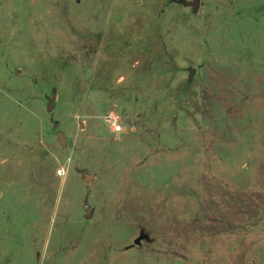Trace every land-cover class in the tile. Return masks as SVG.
<instances>
[{
  "label": "rangeland",
  "instance_id": "1",
  "mask_svg": "<svg viewBox=\"0 0 264 264\" xmlns=\"http://www.w3.org/2000/svg\"><path fill=\"white\" fill-rule=\"evenodd\" d=\"M0 264H264V0H0Z\"/></svg>",
  "mask_w": 264,
  "mask_h": 264
},
{
  "label": "water",
  "instance_id": "2",
  "mask_svg": "<svg viewBox=\"0 0 264 264\" xmlns=\"http://www.w3.org/2000/svg\"><path fill=\"white\" fill-rule=\"evenodd\" d=\"M181 2L183 3V5L191 7L193 9L194 12L197 11L200 0H189V1H184L181 0ZM54 97H52V102H53ZM52 106V103L48 106L50 109V107ZM89 176H87L86 180L88 179ZM83 211L85 212L84 214V219H89L92 216V209L90 208V206L88 204H84L83 206ZM142 239V235H139L136 239H134V244H138L139 241Z\"/></svg>",
  "mask_w": 264,
  "mask_h": 264
},
{
  "label": "built area",
  "instance_id": "3",
  "mask_svg": "<svg viewBox=\"0 0 264 264\" xmlns=\"http://www.w3.org/2000/svg\"><path fill=\"white\" fill-rule=\"evenodd\" d=\"M106 123L112 132L121 131V125H120L118 116L114 114L113 112L108 113L106 117Z\"/></svg>",
  "mask_w": 264,
  "mask_h": 264
}]
</instances>
